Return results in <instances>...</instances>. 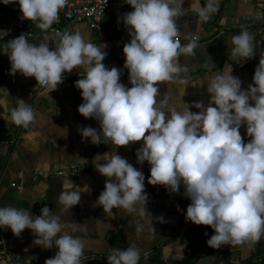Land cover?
Listing matches in <instances>:
<instances>
[{"label":"clouds","instance_id":"1","mask_svg":"<svg viewBox=\"0 0 264 264\" xmlns=\"http://www.w3.org/2000/svg\"><path fill=\"white\" fill-rule=\"evenodd\" d=\"M12 2H18L22 19L37 22L41 30L58 22L60 11L67 5V0H2L5 5ZM128 4L134 11L123 17L131 37L123 53L130 88L120 82V69H109L103 63L106 45H95L80 31L57 33L58 42L52 49L48 41L38 45L29 42L25 33L10 40L11 74L34 77L48 95L63 82L64 73L83 68L75 82L83 98L78 112L97 120L100 128L79 129L82 139L116 148L143 141L135 154L137 163L150 165L148 184L164 186L172 193L183 185L186 198L191 200L186 220L214 230L207 240L209 247L255 244L264 235V52L246 90L231 74L232 69L216 73L206 83L210 95L207 107L197 102L193 106L200 110L198 113L189 107L165 112L156 99L157 85L187 72L179 58L197 47L196 39L186 46L181 44L178 20L192 12L199 24L206 23L218 11L219 0H205L203 5L200 0H191L187 9L184 0H128ZM254 39L247 31L231 38L236 63L254 58ZM0 94L8 92L0 89ZM34 121L33 107L17 99L7 122L28 128ZM242 125L251 138L247 143L239 131ZM94 158V168L106 178L96 206L109 215H114L113 209H122L151 224L143 172L116 151ZM72 185L69 181L57 201L66 211L78 205L81 193L88 191L87 186L71 190ZM155 219L163 222V217ZM0 227L10 228L17 237L30 229L36 237L34 244L45 249L55 246L58 251L45 264H81L85 254L84 241L65 231L67 222L48 206L41 208L40 215L31 214L29 209L0 206ZM136 231L142 233L144 224H138ZM140 251L132 246L113 248L107 262L139 264Z\"/></svg>","mask_w":264,"mask_h":264},{"label":"crops","instance_id":"2","mask_svg":"<svg viewBox=\"0 0 264 264\" xmlns=\"http://www.w3.org/2000/svg\"><path fill=\"white\" fill-rule=\"evenodd\" d=\"M190 2L184 0L183 7L187 9ZM204 2L200 0L201 5ZM131 11L134 9L130 4L110 6L100 30L82 21L70 25L71 33L80 31L95 45H106L103 63L109 69H120V82L129 88L132 85L128 70L124 68L123 47L131 37L123 17ZM21 17L18 2L5 5L0 0V89L9 94H0V100L4 101L0 103V206L29 209L33 215H40L41 208L48 206L53 214L67 222L65 231L84 241L85 254L81 264H108L107 257L113 248L123 250L129 246L141 250L139 264H181V261L186 264H253L264 257V235L255 244L225 245L219 249L209 247L207 240L214 230L186 220L191 200L186 198L183 185L179 192L172 193L164 186L148 184L150 165L146 161L137 163L135 154L143 141L116 148L104 143L94 145L90 138L82 139L79 129L100 128L97 120L86 119L78 112L83 98L75 82L84 73L83 68L64 73L63 82L48 95L34 77H25L19 72L12 75L8 56L10 40L25 33L31 43L38 45L48 41L50 49L58 42L56 34L41 30L37 22ZM62 25L66 26V23L62 22ZM9 26L14 27L13 31L8 30ZM28 26L33 27L32 32L28 31ZM178 26L181 44L186 46L196 39L197 47L190 55L179 58L180 63L187 66V72L180 73L174 81L157 85L156 99L165 112L172 108L183 111L189 107L190 111L198 113L200 110L193 106L197 102L207 107L210 95L206 83L216 73H227L232 69L231 74L242 81L243 90L253 82L260 54L264 52V0H219L218 11L211 14L206 23L199 24L197 16L188 12L179 18ZM242 31L254 36L257 47L253 59L236 63L231 55V38ZM17 99H23L34 109L35 121L28 128L7 122L10 121V110L17 106ZM239 131L244 142H249L251 138L247 135L246 125ZM108 151L109 154L116 151L143 172L147 206L153 217L151 224L122 209H113L114 215H109L96 206L106 178L94 168L97 163L94 157ZM70 164L74 165L73 173H48L53 167ZM37 169L44 173H36ZM69 181L73 183L71 190H76L75 186L82 189L87 186L88 191L81 193L78 205L66 211L57 201L60 193L68 189ZM157 217H163V222L155 219ZM138 224H144L140 234L136 231ZM0 233L7 252L17 264H29V260L31 264H45V260L53 258L58 251L55 246L45 249L34 244L36 237L30 229H25L19 237L10 228L0 227Z\"/></svg>","mask_w":264,"mask_h":264},{"label":"built area","instance_id":"3","mask_svg":"<svg viewBox=\"0 0 264 264\" xmlns=\"http://www.w3.org/2000/svg\"><path fill=\"white\" fill-rule=\"evenodd\" d=\"M112 5L125 6L129 5L128 0H67V5L62 9L59 14L58 22L44 31L51 32L53 34L68 32L71 33L70 25L74 22H85L91 28L96 30L101 29V22L103 20L106 10ZM62 22L66 23L62 25ZM14 27L9 26L8 30L13 31ZM29 32L33 31V27H27ZM75 170L74 165L70 164L67 167H53L48 172L52 175H62L66 172L73 173ZM36 173L43 174V170L37 169ZM0 264H17L9 255L6 249L5 239L0 233ZM253 264H264V257Z\"/></svg>","mask_w":264,"mask_h":264},{"label":"trees","instance_id":"4","mask_svg":"<svg viewBox=\"0 0 264 264\" xmlns=\"http://www.w3.org/2000/svg\"><path fill=\"white\" fill-rule=\"evenodd\" d=\"M181 264H186L185 262L184 263H182V261L180 262ZM101 264H103V263H101Z\"/></svg>","mask_w":264,"mask_h":264}]
</instances>
